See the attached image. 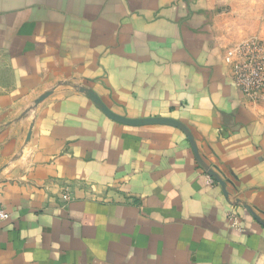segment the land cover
I'll return each mask as SVG.
<instances>
[{"label": "crops", "instance_id": "obj_1", "mask_svg": "<svg viewBox=\"0 0 264 264\" xmlns=\"http://www.w3.org/2000/svg\"><path fill=\"white\" fill-rule=\"evenodd\" d=\"M261 2L0 0V264H264Z\"/></svg>", "mask_w": 264, "mask_h": 264}, {"label": "built area", "instance_id": "obj_2", "mask_svg": "<svg viewBox=\"0 0 264 264\" xmlns=\"http://www.w3.org/2000/svg\"><path fill=\"white\" fill-rule=\"evenodd\" d=\"M224 60L230 69L236 87L250 102L258 104L264 100V44L258 38L245 40L227 50ZM213 181V180H212ZM65 201L71 196L65 194ZM9 215L0 204V223Z\"/></svg>", "mask_w": 264, "mask_h": 264}, {"label": "water", "instance_id": "obj_3", "mask_svg": "<svg viewBox=\"0 0 264 264\" xmlns=\"http://www.w3.org/2000/svg\"><path fill=\"white\" fill-rule=\"evenodd\" d=\"M89 95L92 98V100L101 108V110L107 116L120 123L131 126H144V125H155V124L180 126L178 122L167 118L129 119L123 116H119L113 113L112 111H110L94 93H89ZM218 180L220 179L218 178Z\"/></svg>", "mask_w": 264, "mask_h": 264}, {"label": "rangeland", "instance_id": "obj_4", "mask_svg": "<svg viewBox=\"0 0 264 264\" xmlns=\"http://www.w3.org/2000/svg\"><path fill=\"white\" fill-rule=\"evenodd\" d=\"M264 1V0H262ZM261 14L264 15V2H261ZM243 28L245 29L244 35L241 37L242 39H247L251 36L256 35L260 41L264 44V18L260 20V28H257V25L255 23L259 22V20H252V19H246L242 20ZM258 106L264 108V100L262 102L258 103ZM223 180H216V182H222ZM224 182V181H223ZM226 184V183H225Z\"/></svg>", "mask_w": 264, "mask_h": 264}]
</instances>
